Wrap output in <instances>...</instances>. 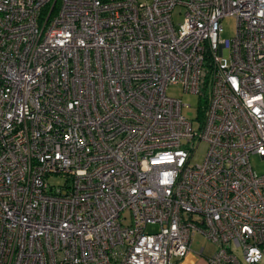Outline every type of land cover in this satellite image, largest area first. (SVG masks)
Wrapping results in <instances>:
<instances>
[{
    "label": "built area",
    "instance_id": "1",
    "mask_svg": "<svg viewBox=\"0 0 264 264\" xmlns=\"http://www.w3.org/2000/svg\"><path fill=\"white\" fill-rule=\"evenodd\" d=\"M252 156L264 0H0V264H264Z\"/></svg>",
    "mask_w": 264,
    "mask_h": 264
},
{
    "label": "rangeland",
    "instance_id": "2",
    "mask_svg": "<svg viewBox=\"0 0 264 264\" xmlns=\"http://www.w3.org/2000/svg\"><path fill=\"white\" fill-rule=\"evenodd\" d=\"M145 1V0H140ZM183 12L179 7H176L173 12V21L176 25L182 21ZM223 32L222 37H230L232 36L235 29V18L232 16H228L223 18L222 20ZM168 94L172 96H176L181 99L182 103V113L188 119H190L194 126L199 124L198 113H199V96L197 94L184 92L179 85H170L167 89ZM189 104V106H186ZM205 145L201 144L195 153L192 162L200 163L204 156ZM251 163L253 168L258 172H264V161H262L257 156L251 157ZM61 181L58 179L51 180L52 184H59ZM125 215L127 216L126 222L130 221V215L128 211H125ZM201 247L204 248L203 254H209L214 249V244H212L201 232H195L192 235V242L190 249L187 255L180 260H177L176 264H207V258L200 253ZM175 262V261H174Z\"/></svg>",
    "mask_w": 264,
    "mask_h": 264
},
{
    "label": "trees",
    "instance_id": "3",
    "mask_svg": "<svg viewBox=\"0 0 264 264\" xmlns=\"http://www.w3.org/2000/svg\"><path fill=\"white\" fill-rule=\"evenodd\" d=\"M205 106V101H204V99L202 100V103H201V105H199V113H198V119L200 120V118L202 117V115H203V107Z\"/></svg>",
    "mask_w": 264,
    "mask_h": 264
}]
</instances>
